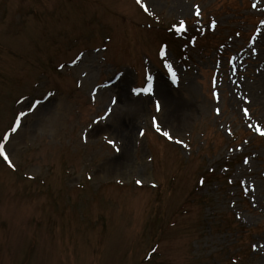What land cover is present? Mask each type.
Returning <instances> with one entry per match:
<instances>
[{"label":"rangeland","instance_id":"1","mask_svg":"<svg viewBox=\"0 0 264 264\" xmlns=\"http://www.w3.org/2000/svg\"><path fill=\"white\" fill-rule=\"evenodd\" d=\"M143 2L0 0V264H264V0Z\"/></svg>","mask_w":264,"mask_h":264},{"label":"snow or ice","instance_id":"2","mask_svg":"<svg viewBox=\"0 0 264 264\" xmlns=\"http://www.w3.org/2000/svg\"><path fill=\"white\" fill-rule=\"evenodd\" d=\"M137 2L140 3L141 6L144 7V10H145V11H148V6L144 4L143 0H137ZM196 11H197V14L199 15V14H200L199 7H197ZM215 23H216L215 21H212V24H213V25H215ZM180 27H181V28L184 27V21H181V22H180ZM162 54H163V53H162ZM74 62H75V61H74ZM166 63H167V62H166ZM167 66H168L169 70L172 71V65H171L170 63H168ZM172 76H173V79H175L176 74H175L174 71H172ZM151 80H152V78H151V76H149V77H148V84H147V86L144 87L143 89H136L135 91H138V92H139V91H143V92H151V91H152V83H151ZM36 103L39 104V101H37ZM113 103H115V100H113ZM108 111L111 112V109H108ZM219 111H220V109L218 108V109H217V112H219ZM244 113H245V115L248 114V109H247V108L244 109ZM20 115L23 116L24 113H21ZM154 122H155V121H154ZM18 126H19V120H17L16 125L13 126V127L9 130V132H6V133H5V135H4V137H3V140H0V156H3L4 160H6L10 165L12 164V161L9 159L8 152L5 150V148H6V143H5V142L8 141V139H9V135H10L11 133H15V132L17 131V127H18ZM156 128H157V131H160V130H161V129H160V125H159L158 123H156ZM256 128H257V130H260V126H259V125H256ZM163 135H164L165 137H168L169 139L172 138V136L170 135V133L167 132V131H164V132H163ZM180 142L183 143V141H180ZM109 143H114V142H113V141H109ZM137 183H141V181L138 180ZM253 247H255V245H253Z\"/></svg>","mask_w":264,"mask_h":264},{"label":"trees","instance_id":"3","mask_svg":"<svg viewBox=\"0 0 264 264\" xmlns=\"http://www.w3.org/2000/svg\"><path fill=\"white\" fill-rule=\"evenodd\" d=\"M177 27H178V25L175 24V25H172L171 28H168V30H174V31H176L175 36L177 35V33H178V34H186V38H188V40H190L191 43H196V41L198 40L197 38H200V36H199L198 34H194V33H186V32L181 33L179 30H178V32H177V29H178ZM201 36H203V35H201ZM204 177H205V176L201 175V178H202V179H203Z\"/></svg>","mask_w":264,"mask_h":264},{"label":"bare ground","instance_id":"4","mask_svg":"<svg viewBox=\"0 0 264 264\" xmlns=\"http://www.w3.org/2000/svg\"><path fill=\"white\" fill-rule=\"evenodd\" d=\"M159 89H160V90H159V91H160V93H162V94H164V95H165V89H164V88H161V87H159ZM117 126H118V125H117V123H116V122H114V124H113V127H114V128H115V127L117 128Z\"/></svg>","mask_w":264,"mask_h":264}]
</instances>
